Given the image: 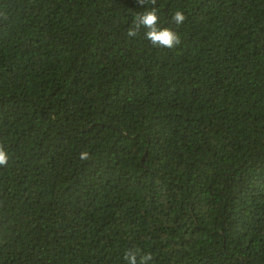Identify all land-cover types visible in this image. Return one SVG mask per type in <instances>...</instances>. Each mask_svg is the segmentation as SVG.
<instances>
[{
  "label": "trees",
  "instance_id": "1",
  "mask_svg": "<svg viewBox=\"0 0 264 264\" xmlns=\"http://www.w3.org/2000/svg\"><path fill=\"white\" fill-rule=\"evenodd\" d=\"M152 7L0 0V264H264V0Z\"/></svg>",
  "mask_w": 264,
  "mask_h": 264
},
{
  "label": "clouds",
  "instance_id": "2",
  "mask_svg": "<svg viewBox=\"0 0 264 264\" xmlns=\"http://www.w3.org/2000/svg\"><path fill=\"white\" fill-rule=\"evenodd\" d=\"M138 3L142 6L147 4L153 5L148 10L141 12L134 17L132 26L128 29L127 35L130 38H135L140 35L141 30H144V37L154 46L164 49H175L181 44V38L177 32L168 27H159L160 17L154 5L156 0H138ZM186 20V16L182 11H176L172 16V22L177 26L182 25ZM9 154L5 150L3 144H0V168L6 167L9 162ZM79 158L83 160L89 159L88 152H81ZM125 264H150L153 260V256L143 254L139 249H129L125 252L123 257Z\"/></svg>",
  "mask_w": 264,
  "mask_h": 264
}]
</instances>
